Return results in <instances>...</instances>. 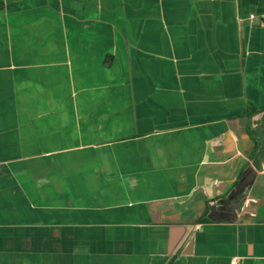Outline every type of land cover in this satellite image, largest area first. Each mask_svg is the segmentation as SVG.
<instances>
[{
    "label": "crops",
    "instance_id": "crops-1",
    "mask_svg": "<svg viewBox=\"0 0 264 264\" xmlns=\"http://www.w3.org/2000/svg\"><path fill=\"white\" fill-rule=\"evenodd\" d=\"M263 166L264 0H0V264H264Z\"/></svg>",
    "mask_w": 264,
    "mask_h": 264
},
{
    "label": "built area",
    "instance_id": "built-area-1",
    "mask_svg": "<svg viewBox=\"0 0 264 264\" xmlns=\"http://www.w3.org/2000/svg\"><path fill=\"white\" fill-rule=\"evenodd\" d=\"M251 18H254V16H251ZM263 168H264V166H263Z\"/></svg>",
    "mask_w": 264,
    "mask_h": 264
}]
</instances>
